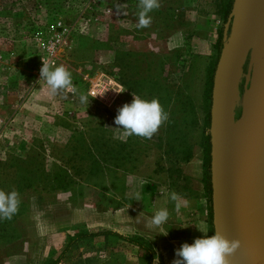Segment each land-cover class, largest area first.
<instances>
[{"label":"rangeland","instance_id":"374dc122","mask_svg":"<svg viewBox=\"0 0 264 264\" xmlns=\"http://www.w3.org/2000/svg\"><path fill=\"white\" fill-rule=\"evenodd\" d=\"M227 1L160 0L151 26L137 29L139 0H0V190L15 189L21 199L13 218L0 220V264H46L73 234L101 230L139 237L155 257L146 227L151 179L182 193L197 219L193 202H205L198 134L225 21L215 4ZM182 7L197 15L183 19L175 13ZM208 15L219 19L211 36ZM257 51L250 49L242 67L235 115L253 86ZM42 61L66 66L78 93L50 96L39 80ZM104 79L125 89L111 107L87 92ZM80 93L89 95L88 106ZM132 94L157 98L169 113L150 140L125 139L115 125L117 109ZM184 131L190 158L173 161ZM255 155L250 162H260ZM250 181L243 184V224L263 261L264 188ZM145 252L118 237L96 236L69 245L57 264H145ZM158 255L152 264H166Z\"/></svg>","mask_w":264,"mask_h":264},{"label":"water","instance_id":"95a60500","mask_svg":"<svg viewBox=\"0 0 264 264\" xmlns=\"http://www.w3.org/2000/svg\"><path fill=\"white\" fill-rule=\"evenodd\" d=\"M252 47L264 52V0H232L211 76L207 128L212 233L241 241L228 264H262L244 228L242 196L249 160L261 147L258 141H247L246 130L253 110L264 99V80L241 101L235 117L242 67Z\"/></svg>","mask_w":264,"mask_h":264},{"label":"clouds","instance_id":"9594fccd","mask_svg":"<svg viewBox=\"0 0 264 264\" xmlns=\"http://www.w3.org/2000/svg\"><path fill=\"white\" fill-rule=\"evenodd\" d=\"M160 7V0H139L138 8L140 10L136 28L150 27L152 17L149 14ZM39 80L45 82L50 96L54 97L61 93H78V89L72 81V73L64 65L42 61ZM106 90L94 94L92 97L103 96ZM123 91L125 89L116 92ZM79 102L88 106L89 95L80 93ZM168 119L169 113L165 111L157 98L146 100L138 95H133L131 103H124L117 109L114 122L117 128L124 130L125 139L135 135L150 140ZM169 196L175 203V210L178 211L182 206L181 197L175 191H172ZM20 203V194L17 190L13 189L8 192L0 190V220H11L18 213ZM169 217L168 209L161 208L149 218L146 227L149 229L160 228L167 223ZM199 231L203 234L202 236L194 238L192 243L183 242L179 248L175 249V258L171 264H228V257L233 255L241 245L239 239H228L219 231H215L211 235H208L207 228L199 229ZM162 234L167 235V231ZM101 259H107V255H103Z\"/></svg>","mask_w":264,"mask_h":264},{"label":"crops","instance_id":"0c3cea01","mask_svg":"<svg viewBox=\"0 0 264 264\" xmlns=\"http://www.w3.org/2000/svg\"><path fill=\"white\" fill-rule=\"evenodd\" d=\"M217 4V3H216ZM215 4V6H216ZM194 7L187 9L185 7L175 9V13L179 16L184 17L189 13V15H194ZM197 15V14H196ZM210 16H206V21H209L210 26H206L205 32L212 35L213 28L218 24L219 19H210ZM168 184L164 185L159 182L158 178L151 179L150 182V192H149V207H150V217L155 213V211L161 208H167L170 217L164 225L157 229H151V241L150 244L153 247V252L156 256L151 258V264L157 258L160 252V257L162 261L166 264H171V261L175 258V249L179 248L183 242L192 243L194 238L200 237L203 234L199 229L205 228L206 220V206L205 202L197 199L196 204L197 214L196 220H192L189 213V201L182 193H177L181 197L182 206L177 211L175 210V203L171 201L169 194L172 192ZM189 200V199H188ZM173 206V207H172ZM175 220H174V219ZM172 221H176L174 224ZM167 231V235L162 233ZM155 248V249H154ZM156 260V262H158Z\"/></svg>","mask_w":264,"mask_h":264},{"label":"trees","instance_id":"16d2710c","mask_svg":"<svg viewBox=\"0 0 264 264\" xmlns=\"http://www.w3.org/2000/svg\"><path fill=\"white\" fill-rule=\"evenodd\" d=\"M231 1L228 0L226 3H223L222 6L220 7V3L216 4L218 6L217 10L219 14H222V20L224 21L231 6ZM220 33L218 36V40L216 42V50H217V55L218 51L220 48ZM216 55V58H217ZM216 61V60H215ZM215 64V63H214ZM213 71V69H212ZM210 86H211V76H210V82L208 84V89L206 90L207 93V99H209V92H210ZM208 108H209V101L207 105L204 107V113L202 115V125L203 129L200 131L198 134V138L200 140L201 148H202V158H201V167H202V183H203V190H204V196H205V206H206V220L208 222V232L209 235L212 234V229H211V224H210V218H211V212H210V183H209V142H208V134H207V128H208ZM238 116V113H236L235 117ZM192 120L189 121V124H184L183 127L186 130V133L188 134L190 130L192 129ZM181 135H179V150L181 151L180 156L174 155L172 158L173 161H183L187 162L190 158V145L185 141L186 136H185V131L180 132ZM188 139V138H187ZM171 147L170 149H172ZM176 151L178 150V147H174ZM109 153V151H104V153ZM178 152V151H177ZM97 153H101V151H97ZM175 169V168H174ZM65 178V177H64ZM96 236H103V237H108V236H114L121 238L125 241H128L130 244L135 245L137 248L145 250L146 254H142V258L146 260L145 264H150L152 255L150 252L147 250V246L144 245V243L139 239V237H124L121 236L113 231L110 230H101V231H95V232H85V231H80L78 233L73 234L70 236L63 246V248L59 251V253L56 255L55 258L49 260L46 264H57L59 259L63 256L64 252L68 248L69 245L73 244L76 241L80 240H87V239H92L93 237Z\"/></svg>","mask_w":264,"mask_h":264},{"label":"bare ground","instance_id":"6f19581e","mask_svg":"<svg viewBox=\"0 0 264 264\" xmlns=\"http://www.w3.org/2000/svg\"><path fill=\"white\" fill-rule=\"evenodd\" d=\"M254 68H255L254 75H253L254 77L252 79L254 81V83H253L252 87L249 86L250 87V93L264 80V75H263L264 52L263 51H257L255 53ZM247 97L248 96L243 94L241 96V101H243V102L246 101ZM246 138H247V141L249 143H257V141H258V143H261L260 144L261 147H259L258 152H256L257 155H255L256 157H259L258 159L260 162L255 163V161H254L255 158L252 160V162H250L251 160H249L248 167L250 169H248L249 171H247L246 177L251 178V181H252V179L254 181V178H255V180L257 179L256 181L259 180L258 182H260L264 188V99L257 104L256 108L253 110V112L249 118V123H248L247 130H246ZM251 181L249 183H251ZM256 181H254V182H256ZM249 183H247V184H249ZM252 184H253V182H252ZM246 192L247 191L245 190V193ZM245 198H246V195H245ZM245 200L247 201V198ZM244 206H245V204H244ZM260 206H262V205H260ZM247 225H250V222ZM249 233H250V231H249ZM256 248H258V247H256ZM263 251H264V249H263ZM257 253H259V252H257ZM257 253H256V255H257ZM262 253H264V252H262ZM262 253L260 251V254H262ZM257 256H259V255H257ZM262 259L263 258H261V262L264 261V260L262 261Z\"/></svg>","mask_w":264,"mask_h":264},{"label":"built area","instance_id":"2783aa9c","mask_svg":"<svg viewBox=\"0 0 264 264\" xmlns=\"http://www.w3.org/2000/svg\"><path fill=\"white\" fill-rule=\"evenodd\" d=\"M121 89L122 88L120 84H118L113 79H104L99 81L98 80L93 81L90 84L87 92L92 97L94 94L102 93L104 90H106L103 96L97 95L96 97H92V98L99 101L105 107H111L117 102L121 93V92L118 93L116 91H119Z\"/></svg>","mask_w":264,"mask_h":264}]
</instances>
